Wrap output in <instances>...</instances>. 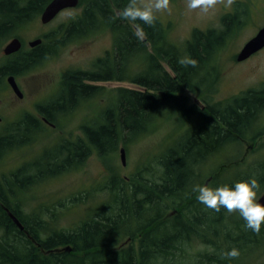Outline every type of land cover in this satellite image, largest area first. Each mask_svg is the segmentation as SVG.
<instances>
[{"label":"trees","instance_id":"obj_1","mask_svg":"<svg viewBox=\"0 0 264 264\" xmlns=\"http://www.w3.org/2000/svg\"><path fill=\"white\" fill-rule=\"evenodd\" d=\"M47 1L0 0V37L7 36L14 25L41 13ZM113 1L120 10L128 4V0ZM88 5L82 19L69 24L64 35L70 38L88 31L97 18H104L105 21L113 22L112 29L116 34L114 50L97 58L88 70L65 71L61 83L63 93L57 101L42 108L43 113L48 116L53 111L64 112L81 99L95 97L101 87L92 83L125 81L136 84L142 90L126 87L115 89V104L103 112L101 121L81 127L85 139L76 143L68 142L58 149L56 155L46 158L56 163L53 171L63 170L77 161L80 163L94 152L103 157L108 152L112 154L124 141V135L143 133L154 121V116L168 105L178 111L184 123L194 115L196 128L182 137L174 147L173 144L164 151L157 169L140 172V185L136 188L122 190L117 186L118 183L123 184L122 181L111 178L114 200L107 209L114 213L108 216L101 213V216L98 214L84 220L71 232H60L40 239L37 234L38 221L35 225L31 218L21 213L19 207L11 205L0 188V201L38 243L35 245L29 236L24 235L0 206V229L5 230L8 241L0 242V264H245L247 256L264 247V224L259 234H256L246 227L241 216L232 221V216L225 209L215 212L201 204L197 199L198 193L193 191V183L199 177L193 168L207 154L224 144L242 140V133L251 127L264 108V84L205 110L195 105L187 108L188 98L182 95L184 89L196 94L204 88V78L211 75L209 62L225 45L231 30L240 24L235 21L234 15H227L223 18L222 30L194 29L189 40L176 45L165 42L167 31L158 19L154 27L140 21L133 22L132 27L124 19L116 18L114 6L112 4L111 7L108 0H92ZM136 23L147 34L143 42L134 35ZM148 46L152 51H148ZM43 52L44 47L38 46L31 53L0 69V72L13 73L33 65L43 56ZM139 56L147 64L143 75H139L141 70L133 68ZM185 56L195 59L197 65L185 67L178 64V60ZM130 63L132 67L128 66ZM35 125V119L28 116L15 132L23 135V129H34ZM16 140L14 137H1L0 152ZM227 166L221 165L212 173L211 182L214 186L219 184L217 179H222V172ZM252 168L250 173L224 185L232 187L237 182L255 178L261 194L264 192V161ZM23 174V170L15 173L11 187L23 188L33 183L26 174L24 179L21 178ZM199 178L198 182H201L203 176ZM115 181L117 184H114ZM220 186L223 184L217 187ZM238 214L236 212L234 216ZM123 235H127L129 243L133 242V245L124 248V241H121ZM195 242L208 248H189ZM62 246H70L71 251L44 253ZM233 247L238 249L239 257L222 258V254ZM210 248L213 251H209Z\"/></svg>","mask_w":264,"mask_h":264},{"label":"rangeland","instance_id":"obj_2","mask_svg":"<svg viewBox=\"0 0 264 264\" xmlns=\"http://www.w3.org/2000/svg\"><path fill=\"white\" fill-rule=\"evenodd\" d=\"M91 1L83 0L77 8L63 11L46 26L40 24L39 14L19 24L23 28L16 29L15 33H20L25 39L44 33H48L49 37L43 45L42 59L33 64L26 77L21 80L24 98L17 100L13 94L0 91V117L3 122V129L0 126V138H17L7 149L0 152V188L11 205L19 207L21 213L31 218L35 225L38 221L39 228L36 231L43 240L60 232L74 231L82 221L94 218L98 214L108 216L109 213H114L111 209H107L114 200L111 193V178L122 181L121 185L117 184V181L114 182L120 189L136 188L140 185L138 183L141 179L140 172L146 169L147 173L153 168V170L157 169L164 151L166 152L173 144L174 147L196 128L194 115L184 123L178 111L168 105L154 116V121L143 133L124 135V141L119 143L118 149L112 154L108 152L107 156L103 157L94 152L80 163L77 161L63 170L53 171L56 163L47 161L46 158L56 155L58 149L68 142L84 140L81 127L101 121L103 112L115 104V89L126 87L142 90L134 83L113 81L92 83L101 87L98 95L81 99L74 107H68L64 112L55 114V118L60 119L57 132L52 133L50 130L39 128L34 130L25 128L23 135L15 132L28 116H36L38 106L46 105L47 101L52 104L60 98L63 93L62 75L65 71L88 70L97 58L102 57L107 51L114 50L116 34L112 29L113 22L105 21L104 18L96 16L97 22L94 21L88 31L70 38L64 35L69 24L82 19L84 9ZM186 2L187 0H170V11L155 13L156 19L161 21L167 31L165 42L182 45L191 38L194 29L222 30L223 18L230 16L232 10L235 21L240 24L238 28L231 30L225 45L209 62L211 75L204 78L206 84L204 88L196 94L184 89L182 95L188 98L186 107L195 103L199 109L200 102L205 103L204 101H209L212 105L223 103L242 91L263 86L264 49L241 63L235 62V56L243 44L264 25V2L260 4L262 8H259L258 0H235L231 7L217 5L208 14H202L199 10L189 11ZM117 10L118 8L114 6V15L118 13ZM116 18L119 17L116 15ZM125 21L134 27L133 21ZM60 26L61 38L56 35ZM7 36L0 37V45ZM149 50L152 51V48L148 46ZM1 61L0 57V63ZM164 66L168 69L165 63ZM133 68L141 70L139 75H143L146 73L147 64L139 56L134 61ZM211 88L213 90L209 91ZM3 132L4 134L1 135ZM121 146L126 150L125 166L122 165L119 156ZM263 161L264 108L258 113L251 127L243 132L242 140L224 144L220 149L207 154L199 162L200 164L194 166V172L203 178L201 182H198L199 177L196 178L197 182H194L193 186L206 185L216 188L220 184L233 183L234 179L250 173L252 167ZM42 164L47 166L41 167ZM221 165L228 166L222 172V179H217L219 184L214 186L213 181L205 183ZM19 170L30 176L33 183L26 184L23 188L11 187L15 173ZM24 174L21 176L23 179ZM260 192H257V198ZM234 213L236 212L228 214L232 216V221L240 216L239 214L234 216ZM5 233L4 229H0L2 243L7 241ZM126 239L129 237L123 235L121 241ZM136 239H134L135 243H137ZM129 242L124 248L133 245V242ZM189 248L208 247L195 242L193 247L189 246ZM245 260V264H263L264 247L255 250Z\"/></svg>","mask_w":264,"mask_h":264},{"label":"clouds","instance_id":"obj_3","mask_svg":"<svg viewBox=\"0 0 264 264\" xmlns=\"http://www.w3.org/2000/svg\"><path fill=\"white\" fill-rule=\"evenodd\" d=\"M235 0H187L186 7L189 11L199 10L202 14H208L217 5L231 7ZM170 11V0H128V4L116 14L124 20L140 21L149 27H154L157 12ZM135 37L138 41L146 40L147 34L139 23L135 24ZM181 66L195 67L197 61L190 57H182L178 60ZM260 185L255 178L241 181L229 187L223 185L216 188L194 185L193 191L198 193V201L208 209L219 212L221 208L229 214L238 212L245 221L246 227L259 234L261 225L264 224V204L257 202V192ZM213 251V249H209ZM240 255L238 249L232 248L224 252L222 258L235 259Z\"/></svg>","mask_w":264,"mask_h":264},{"label":"flooded vegetation","instance_id":"obj_4","mask_svg":"<svg viewBox=\"0 0 264 264\" xmlns=\"http://www.w3.org/2000/svg\"><path fill=\"white\" fill-rule=\"evenodd\" d=\"M51 1L52 0H48L44 4L43 9ZM108 1L111 4V7H112V4H113V6L115 5L112 0H108ZM82 2H83V0H80V4H82ZM263 2H264V0H258L259 8H262L260 4H262ZM118 11H120L119 8H118V10L116 12H118ZM231 14L232 15L234 14L233 10H232ZM56 18H57V16L53 20H51L50 22L43 24V26H46V25L52 23ZM14 26L15 27L12 29V31L8 33V36H7L6 40L3 42V44L0 45V52H1L0 57L2 59V61L0 63V69H2L3 67H6L8 65H10L15 60L20 59L23 55L31 53V51L33 49H35L36 47H38V46L39 47H43V45L45 44L46 39L49 37L48 36V33H46V34L44 33V34H41L39 36L36 35L33 38H31V39H25V38H23V36L20 33H15L16 32V29L19 30V29H22L23 27L21 25H19V24L14 25ZM56 35H59V38L62 37V28H61V26L57 29ZM14 40H18L19 41V47H18V49L16 51L11 52V53H5V51H4L5 47L10 42H12ZM36 40H39V43L32 44V42H34ZM107 53L110 54V52L107 51V52H105L104 55H106ZM42 57H40L39 59H37L36 62L33 63V64H36L39 60L42 59ZM31 66L32 65H29L28 67L23 68L21 70H18L16 72H13V73L0 72V91H3V92L8 93L10 95L13 94V96L15 97V99L22 100L24 98V90H23V86H22L21 80L26 77V75L30 71ZM12 81L15 82L17 88L22 93L21 98L20 97L19 98L16 97L14 88H13V86L11 84ZM204 102L205 103L200 102L199 109L205 110L209 106H212V104H210L209 101H204ZM218 104H221V103H218ZM49 105L50 104L47 101L46 105H44V106H38L39 110L36 113V116H33L32 117L36 121V125H35V128L34 129L39 128L41 130H43V129L44 130H50L52 133H55V132H57V130H58L59 126H60L58 124L59 121H60V119L55 118V114H57L58 111H55V113L52 112L48 116L46 114H44L43 111H42L43 110L42 108H46V106L48 107ZM192 105H195V103H193ZM192 105H190V106H192ZM195 106H197V105H195ZM0 126L3 129V122H2L1 119H0ZM34 129H32V130H34ZM3 134H4V132L1 135H3ZM35 135H37V133H35ZM72 143H76V140H75V142H72ZM211 179H212V176H210L208 178V181H206L205 183H208L209 181H211ZM0 206L4 210V207L5 206L3 205V203L1 201H0ZM21 232H23L24 235H26L25 230L24 231H21Z\"/></svg>","mask_w":264,"mask_h":264},{"label":"water","instance_id":"obj_5","mask_svg":"<svg viewBox=\"0 0 264 264\" xmlns=\"http://www.w3.org/2000/svg\"><path fill=\"white\" fill-rule=\"evenodd\" d=\"M79 3V0H52L46 8L43 10L41 14V21L42 23H47L50 20H52L59 11L65 8H71V7H76ZM39 43V40H36L32 42V44H37ZM19 47V41L14 40L11 43L7 45V47L4 49L5 53H11L13 51H16ZM264 47V27H262L257 34L251 38L249 41L245 43V45L242 47L240 50L237 60L242 61L259 51ZM16 94L18 96H21V93L19 92L18 88L16 87L15 83L12 81L11 82ZM120 159L122 164L126 163V154H125V149L120 148ZM258 203L264 204V193L261 194L258 199ZM9 217L14 221V223L20 228L23 229V226L19 222V220L14 216L12 213L8 212ZM62 250L65 251H70V247H65ZM55 251H60V250H55Z\"/></svg>","mask_w":264,"mask_h":264},{"label":"bare ground","instance_id":"obj_6","mask_svg":"<svg viewBox=\"0 0 264 264\" xmlns=\"http://www.w3.org/2000/svg\"><path fill=\"white\" fill-rule=\"evenodd\" d=\"M243 134V133H242ZM180 186V185H179ZM258 199V198H257Z\"/></svg>","mask_w":264,"mask_h":264}]
</instances>
